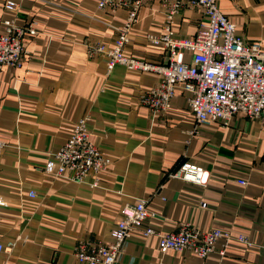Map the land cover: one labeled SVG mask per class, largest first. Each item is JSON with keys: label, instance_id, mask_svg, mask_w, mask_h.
I'll return each instance as SVG.
<instances>
[{"label": "crops", "instance_id": "0c3cea01", "mask_svg": "<svg viewBox=\"0 0 264 264\" xmlns=\"http://www.w3.org/2000/svg\"><path fill=\"white\" fill-rule=\"evenodd\" d=\"M97 2L0 0V19L11 17V6L20 27L37 31L23 40L21 66L0 70V138L5 143L0 264H84L75 258V246L112 243L122 208L139 200L157 213L141 229L217 228L244 237L251 246L232 242L224 258L200 259L187 251L160 254L156 237L137 233L127 239L119 264H264L263 121L237 114L226 124H196L189 112L191 95L182 89L165 113L153 116L139 100L160 84L161 76L122 65L108 72L106 57L89 51L96 45L112 48L113 27L127 17V10L111 14ZM217 5L235 23L238 36L264 45V0H217ZM168 10L167 0L143 1L126 54L153 66L167 64L166 53L149 37L163 33ZM205 23L200 9L181 8L173 15L174 36L193 37ZM86 116L90 141L111 159L96 188L89 178L77 183L44 172L49 154ZM184 163L206 170L207 184L174 177Z\"/></svg>", "mask_w": 264, "mask_h": 264}, {"label": "built area", "instance_id": "2783aa9c", "mask_svg": "<svg viewBox=\"0 0 264 264\" xmlns=\"http://www.w3.org/2000/svg\"><path fill=\"white\" fill-rule=\"evenodd\" d=\"M143 1L98 0L99 9L108 10L111 14L125 9L127 17L123 25L113 27L117 36L112 48L96 45L89 49L91 53L106 57L108 72L115 65H122L131 72L161 76L160 84L145 91L139 104L157 116L168 110L175 92L182 89L191 95L189 112L196 124L215 121L226 124L237 114L261 119L264 123V45L238 36L235 23L219 10L217 0H167L169 10L163 33L149 37V42L164 51L168 61L165 66H153L129 56L124 49ZM184 7L200 9L206 23L198 28L193 37L177 39L174 36L173 15ZM7 8L13 14L7 19H0V70L3 67L19 68L23 61L25 36L37 34L33 28L20 27L13 12L15 8ZM89 122L90 117L86 116L74 123L66 142L56 152L49 154L44 167L49 177L77 183L89 178L92 188L99 185L102 175L109 171L111 159L90 141ZM4 147L5 143L0 138V155ZM174 177L206 185L209 173L184 163ZM238 182L245 184L243 180ZM34 197V193L30 192L29 198ZM0 206H5L2 200ZM200 207L205 208L206 204L200 203ZM121 213L123 217L116 222L112 243L84 241L75 246L74 256L79 263L119 264L127 239L137 233L143 238L156 237L160 254L187 251L200 259L213 254L222 259L232 242H247L244 237H233L228 230L211 228L200 231L186 224L171 233L157 232L151 227L141 229L143 222L157 218V213L142 200L133 206L123 207ZM218 243L220 247H217ZM246 244L251 246L250 243Z\"/></svg>", "mask_w": 264, "mask_h": 264}]
</instances>
